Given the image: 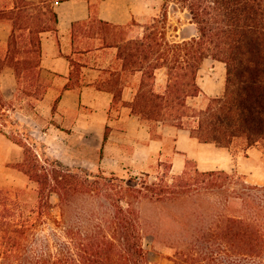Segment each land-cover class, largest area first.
<instances>
[{"label": "trees", "instance_id": "16d2710c", "mask_svg": "<svg viewBox=\"0 0 264 264\" xmlns=\"http://www.w3.org/2000/svg\"><path fill=\"white\" fill-rule=\"evenodd\" d=\"M163 1L162 17L169 7L185 11L197 34L167 40L153 24L160 20H155L142 38L122 43L124 69L141 71L152 81L155 70L164 67L168 76L165 93L142 89L133 111L147 120L182 119L185 99L199 92L197 71L204 58H212L225 64L224 90L193 112L196 125L187 127L191 136L222 147L240 140L244 149L259 144L264 150V0ZM1 18L12 21V30L7 53L0 56V71L11 67L18 80L31 77L27 83L33 85L39 34L55 27L51 2L30 8L24 0L15 1V9L1 13ZM6 110L0 94L1 124L18 137L0 131L21 148L14 166L36 184L37 203L26 208L0 189V264H150L135 202L178 198L183 191L162 179L138 184L133 177L124 186L121 178L68 167L50 157L46 146ZM183 174L176 186L187 183ZM197 174L200 190L216 189L217 202L200 213V235L189 246L180 244L174 264H264V184L246 183L223 170ZM225 181L236 187L226 189ZM92 199L106 202L90 203ZM206 217L210 220L201 222Z\"/></svg>", "mask_w": 264, "mask_h": 264}, {"label": "crops", "instance_id": "0c3cea01", "mask_svg": "<svg viewBox=\"0 0 264 264\" xmlns=\"http://www.w3.org/2000/svg\"><path fill=\"white\" fill-rule=\"evenodd\" d=\"M15 1L21 0H0V14L15 9ZM24 1L30 8H44L46 2ZM50 2L56 14L55 27L39 34L38 74L33 85L27 83L31 77L23 79L31 91L23 98L26 106L11 105L18 91L14 70L6 66L0 71V94L6 111L11 118L22 120L31 135L46 144L50 157L68 167L83 166L121 177L150 172L162 162L169 164L170 173L179 174L192 161L198 171L236 169L248 180L254 176L252 183L264 182V150L259 144L243 150V156L237 155L234 164L231 148L200 142L186 126L156 121L155 131L149 120L133 111L142 89L165 93L167 70L156 69L152 81H148L141 71L123 68L119 48L126 40L142 38L146 23L164 19L163 0ZM176 12L169 7L166 17ZM187 20L175 30L172 40L196 36L195 24ZM11 30L12 21L1 18L2 58L7 53ZM225 77L223 62L204 58L195 79L199 92L191 98L198 101L201 95H220Z\"/></svg>", "mask_w": 264, "mask_h": 264}, {"label": "rangeland", "instance_id": "374dc122", "mask_svg": "<svg viewBox=\"0 0 264 264\" xmlns=\"http://www.w3.org/2000/svg\"><path fill=\"white\" fill-rule=\"evenodd\" d=\"M50 2L46 0L44 6L49 5ZM177 12L171 15L170 18L166 17L160 22H155V26L158 27L160 32L163 33L167 40L175 39L172 37L175 34V30L180 28L183 24H187L189 21L188 13H183L185 11L176 10ZM152 23L148 22L146 25L150 26ZM196 28L195 25H193ZM187 29V27H185ZM188 34L192 33V28H188ZM34 58V56H32ZM31 92L25 88L22 79L18 80V91L16 93V99L11 101V105L14 104L15 107L19 108L22 105L26 106V102H23L25 93ZM196 95L198 92H195ZM211 97L200 96L198 101H195L188 96L185 100L184 117L178 120H166L165 123L169 125H174L181 123L186 127H193L196 125V117H193L195 111L204 109ZM21 124L27 126L22 120L15 119ZM163 119V118H162ZM152 129L156 131V121L149 120ZM0 120V130L6 132L11 137H18L15 133L10 131V126L2 125ZM28 127V126H27ZM0 131V189L9 194L10 198L20 202L26 208L33 207L37 203V187L36 184L31 182L26 175L21 171L15 168V163H17L22 155L21 148L12 142L5 134ZM40 144H46L40 139H36ZM47 147V146H46ZM261 147V146H260ZM229 148L232 150L234 164L237 162V155L243 156L244 143L240 140L234 141ZM46 153L48 154L47 148ZM54 158V157H53ZM78 167V166H77ZM80 168H85L79 166ZM72 168V167H71ZM76 168V166L74 167ZM185 171V177L187 178V183H183L180 186H176L179 182L176 178ZM179 174H172L169 170V164L167 162L160 163L157 168L150 172H136L128 176H117L103 174L107 177H116L121 178L125 183H121L124 186L126 183H129V179L135 177L138 184L142 181H146L148 184L150 182H167L168 184H176L175 187L179 190H182L183 193L179 195L178 198L169 196L166 199L153 202L148 200H139L135 202V206L140 212L141 220L143 223V230L141 233V241L145 249L148 250L149 256L148 259L150 264H174L173 258L175 251L181 247V243L187 244L190 243L200 235V213H203L206 208L211 204L217 202V196L215 195L216 189L212 191L204 192L200 190V175L197 174V169L192 161H188L185 169ZM93 174L98 172L92 171ZM100 173V172H99ZM230 176L239 177L241 180L249 184L252 183L253 177H250V180L246 179V175L238 173L236 169L233 171L227 172ZM257 174V173H256ZM255 174V175H256ZM174 178V179H172ZM264 181V178L261 179V182ZM185 184V185H184ZM225 188L232 189L236 185L230 182L225 181ZM264 182L257 185H263ZM51 200L56 202L57 198L52 195ZM90 203L97 204L98 202H106L105 200L92 199ZM78 204V203H77ZM232 208H235V203L230 202ZM206 215V214H205ZM208 215V214H207ZM201 222H207L209 217L206 219L202 218ZM185 248V246H183Z\"/></svg>", "mask_w": 264, "mask_h": 264}]
</instances>
